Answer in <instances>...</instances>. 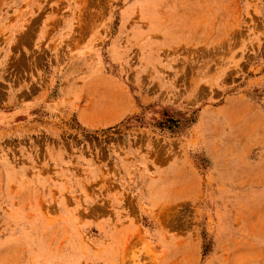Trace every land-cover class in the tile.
<instances>
[{"label":"rangeland","instance_id":"1","mask_svg":"<svg viewBox=\"0 0 264 264\" xmlns=\"http://www.w3.org/2000/svg\"><path fill=\"white\" fill-rule=\"evenodd\" d=\"M0 264H264V0H0Z\"/></svg>","mask_w":264,"mask_h":264}]
</instances>
